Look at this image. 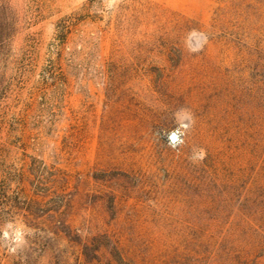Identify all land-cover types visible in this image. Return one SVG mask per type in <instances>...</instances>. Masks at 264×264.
<instances>
[{"label":"rangeland","instance_id":"rangeland-1","mask_svg":"<svg viewBox=\"0 0 264 264\" xmlns=\"http://www.w3.org/2000/svg\"><path fill=\"white\" fill-rule=\"evenodd\" d=\"M0 264H264V0H0Z\"/></svg>","mask_w":264,"mask_h":264},{"label":"built area","instance_id":"built-area-1","mask_svg":"<svg viewBox=\"0 0 264 264\" xmlns=\"http://www.w3.org/2000/svg\"><path fill=\"white\" fill-rule=\"evenodd\" d=\"M173 137L174 138H178V136L180 135V131L179 130H175L173 133H172ZM175 143V142H174Z\"/></svg>","mask_w":264,"mask_h":264},{"label":"clouds","instance_id":"clouds-1","mask_svg":"<svg viewBox=\"0 0 264 264\" xmlns=\"http://www.w3.org/2000/svg\"><path fill=\"white\" fill-rule=\"evenodd\" d=\"M193 35H196V33H195V32H193ZM205 39H206V37H205Z\"/></svg>","mask_w":264,"mask_h":264},{"label":"trees","instance_id":"trees-1","mask_svg":"<svg viewBox=\"0 0 264 264\" xmlns=\"http://www.w3.org/2000/svg\"><path fill=\"white\" fill-rule=\"evenodd\" d=\"M257 146V144H255V147Z\"/></svg>","mask_w":264,"mask_h":264}]
</instances>
